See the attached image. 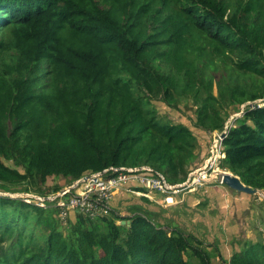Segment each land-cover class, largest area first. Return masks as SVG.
I'll use <instances>...</instances> for the list:
<instances>
[{"label": "trees", "instance_id": "16d2710c", "mask_svg": "<svg viewBox=\"0 0 264 264\" xmlns=\"http://www.w3.org/2000/svg\"><path fill=\"white\" fill-rule=\"evenodd\" d=\"M175 92L203 104L207 131L224 126L212 104L264 98V0H0V192L138 164L183 181L194 134L151 104ZM221 151L264 190V104L234 119ZM51 176L66 181L44 187ZM45 211L56 212L0 194V264H213L199 239L141 212L76 213L70 239ZM218 259L264 264V242Z\"/></svg>", "mask_w": 264, "mask_h": 264}, {"label": "rangeland", "instance_id": "374dc122", "mask_svg": "<svg viewBox=\"0 0 264 264\" xmlns=\"http://www.w3.org/2000/svg\"><path fill=\"white\" fill-rule=\"evenodd\" d=\"M155 64L157 68H160L159 64ZM212 74L214 76L212 92L214 95H217L219 71H212ZM239 77L241 80L249 78L248 74H240ZM257 102L263 105L264 98L257 100L256 103ZM151 104L157 111L158 117L171 123H181L193 132V145L190 147V153L184 165L186 170H188V174L190 171L203 166L209 155L208 152L213 144L216 132L221 130L214 129L212 131H207L198 124V110L200 108L202 109L203 104L196 102L190 95L179 94L177 92L170 97L163 98L159 96L153 98ZM212 105L221 119L224 120V125L231 117H234L242 110V104ZM233 121L234 119L232 123ZM220 169L228 170L221 164ZM65 181V178L51 176L47 179L44 187L51 189L53 186L64 184ZM218 182L213 181L207 185H223L230 193L231 191H235L236 197H251L248 203L242 204L239 202L240 207L236 209V211H238L235 216H233L232 213L234 212H232L231 208L233 207L234 211L238 203L233 204L232 200H230L229 203L224 202L225 204L219 203L218 205L217 201L211 200V198L216 195V192L213 196H211L210 193L203 192L201 194V202L195 206L191 203L190 196H188L190 192L186 191L176 196L177 199L180 197L183 199L177 203L174 201L172 204L168 205L166 201L165 203H160L162 202V198L158 195L149 194L151 198H142V195L131 194L124 189H120L115 193L112 199V204L115 206H113V212L120 217H127L135 212H141L150 218L156 225L164 226L168 231L173 228L180 229L187 235L199 239L202 242L201 245L203 248L211 254L213 264H220V260L218 259L219 256H222L228 261L231 254L244 246L245 243L255 241L264 242V199L260 197V195L257 194V190L253 188L249 191H236L228 187L225 183L221 184ZM21 187L22 186H16L18 190H15V187L8 188L7 190L4 188L6 191L3 192L13 193L21 191ZM120 191L126 194L117 196L116 194ZM28 192L36 193L33 190H29ZM12 198L16 197L12 196ZM240 200L242 202L244 199ZM238 201L236 200L235 202ZM244 205L246 207H244ZM226 209H228L229 212H223ZM45 214L49 220H53L65 237L70 239L73 238L74 233L71 227L78 223V216L76 213L70 212L66 222L60 218L57 212L45 211ZM116 222L120 224L119 220ZM93 223L95 225H103L102 220H97ZM185 256L188 257L187 253ZM189 259L194 263L198 262V259L195 257H190Z\"/></svg>", "mask_w": 264, "mask_h": 264}, {"label": "built area", "instance_id": "2783aa9c", "mask_svg": "<svg viewBox=\"0 0 264 264\" xmlns=\"http://www.w3.org/2000/svg\"><path fill=\"white\" fill-rule=\"evenodd\" d=\"M256 101L241 105L242 110L216 132L204 165L190 171L181 182H171L164 173L148 164L122 165L110 166L102 171L83 175L57 191L50 190L44 194L28 191L0 192V194L14 196L43 209H55L65 222L70 212L78 213L90 220L108 217L113 211L112 199L120 189L149 198H151L149 194L158 195L162 198L160 203L166 201L168 205L174 201L177 203L182 199L181 197L177 199V194H183L184 191H196L213 181L224 184L223 174L228 170L220 169L223 134L232 124V120L243 114L246 107L262 105ZM257 194L264 199V190L257 189Z\"/></svg>", "mask_w": 264, "mask_h": 264}, {"label": "crops", "instance_id": "0c3cea01", "mask_svg": "<svg viewBox=\"0 0 264 264\" xmlns=\"http://www.w3.org/2000/svg\"><path fill=\"white\" fill-rule=\"evenodd\" d=\"M203 192H207V193H210V195L211 196H213L214 194H215V192H216V195H214L212 198H211V200L212 201H217V203H218V205H219V203H229L230 202V200H232V202H233V204H237V206H235L236 208H234V211H233V207L231 208L232 209V212H234V213H232L233 214V216H235L236 215V212L238 211H236V209L238 208V207H240L239 205V202L240 203H248V201H249V199L251 198L250 196H239V197H236L237 195L235 194L236 192L235 191H231V193L229 192V190L225 187V186H223V185H206V186H201L200 188H198L196 191H193V192H190L189 193V195L188 196H190L189 198L191 199V203L192 204H194L195 206L197 205V204H199L200 202H201V194L203 193ZM123 194H126L125 192H123V191H120V192H118L116 195L118 196H121V195H123ZM116 196V197H117ZM232 196H233V198H232ZM246 197V198H245ZM232 198V199H231ZM146 200H148L147 198H145ZM156 199V198H155ZM183 199V198H182ZM240 199H244L242 202H241V200ZM151 200V199H150ZM156 200H158V199H156ZM238 201V202H235V201ZM152 201V200H151ZM180 201V200H179ZM224 203V204H225ZM113 206H114V204H113ZM115 207V206H114ZM244 207H246L245 205H244ZM228 208V207H227ZM114 209V208H113ZM226 211L227 212H229L228 211V209H226L225 211H223V212H225L226 213ZM231 211V210H230ZM124 222V221H123Z\"/></svg>", "mask_w": 264, "mask_h": 264}, {"label": "water", "instance_id": "95a60500", "mask_svg": "<svg viewBox=\"0 0 264 264\" xmlns=\"http://www.w3.org/2000/svg\"><path fill=\"white\" fill-rule=\"evenodd\" d=\"M223 182L230 188L239 191H249L252 189L250 186H246L237 175H234L231 171L223 174ZM257 190V188H253Z\"/></svg>", "mask_w": 264, "mask_h": 264}]
</instances>
